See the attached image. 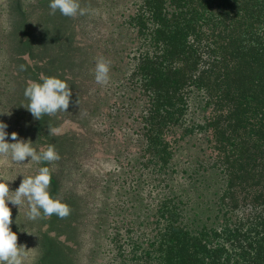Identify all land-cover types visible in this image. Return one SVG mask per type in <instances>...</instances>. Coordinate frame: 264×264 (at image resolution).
Returning a JSON list of instances; mask_svg holds the SVG:
<instances>
[{"label": "trees", "instance_id": "1", "mask_svg": "<svg viewBox=\"0 0 264 264\" xmlns=\"http://www.w3.org/2000/svg\"><path fill=\"white\" fill-rule=\"evenodd\" d=\"M102 4L51 10L46 45L18 53L23 73L8 69L25 87L63 79L73 101L17 132L54 146L58 160L23 175L47 166L70 209L12 220L23 264H264V0ZM13 6L4 14L23 27L27 8Z\"/></svg>", "mask_w": 264, "mask_h": 264}, {"label": "clouds", "instance_id": "2", "mask_svg": "<svg viewBox=\"0 0 264 264\" xmlns=\"http://www.w3.org/2000/svg\"><path fill=\"white\" fill-rule=\"evenodd\" d=\"M48 6L53 12L59 10L62 15L70 17L83 15L86 11L79 6L77 0H49ZM94 79L101 85L109 80V61L103 57L96 61ZM23 95L27 103L21 106L37 120L43 115L51 116L57 112H65L70 102H73L67 82L54 76H44L39 81L29 82ZM0 114L11 115L10 112ZM7 127V123L0 120V156L9 157L16 163L40 164L59 159V154L53 145L37 151L31 140L18 138L15 131L8 133ZM50 131L56 132L58 129H50ZM26 158H28L27 162H25ZM20 175L21 182L14 190H10L9 181L0 177V264H23L26 255L22 245L17 244V233L10 227L13 223L10 205L19 208L21 204L26 203V216L29 220H34L42 214L64 217L70 211L66 203L50 195L48 186L51 177L47 166L39 167L35 175Z\"/></svg>", "mask_w": 264, "mask_h": 264}, {"label": "rangeland", "instance_id": "3", "mask_svg": "<svg viewBox=\"0 0 264 264\" xmlns=\"http://www.w3.org/2000/svg\"><path fill=\"white\" fill-rule=\"evenodd\" d=\"M102 1H104L106 5L107 2L111 4L113 1H116L117 4V0H77L80 7L90 6L91 8H94L100 4L101 8L103 7L105 10V6L102 4ZM7 2L8 0H0V13L2 18L0 19V46H6L5 49L8 51V53L0 52V86L5 89V95H3L1 99L0 113L10 112L11 115L0 114V120H3L5 123H7L8 127L6 131L8 133L13 132L15 128V132L20 131L21 134H25V126L31 119V114L23 106H21L26 105L27 103V100L23 95L25 89L24 85H26V82L23 79H19L16 73H10L8 69L10 67L11 70H15L20 67V70L23 73V61L24 59L28 58H20V54L22 55L24 51H30L42 43L43 46L46 45V37L50 36L53 32L46 29L48 26L44 24V20L47 16H50L52 12L48 6L49 0H13V3L18 6V8L17 6H13L11 9L14 10L15 13L16 11L19 12L20 10L27 8L26 13L20 12L22 16L18 17V19H21V17L24 19L26 17V25L16 28L18 25L12 23V21L17 16V13H8L9 15L4 14L7 8ZM106 10H110V8L107 7ZM105 14L106 13L104 12V15ZM41 25L43 27H41ZM22 37L27 38L29 43H22L18 45L17 42H19V38ZM15 51H17V54ZM13 53H15L18 57H14L15 55H13ZM18 53L20 54L18 55ZM10 104H13L14 108L11 109ZM64 125V127H67V129H70L69 127L74 129V126H71L69 123ZM84 147L85 146H83L82 149ZM27 159L28 158H26L25 162H27ZM15 165L16 162H12L9 157H0V171L2 172L0 177L6 181H9L8 183L10 190H14L18 187L22 179L20 174L23 175L25 170L32 171V169L36 167L33 166V162H29L19 163L20 168L18 169L11 168ZM106 165L107 167H111V163L108 161L106 162ZM22 167H24L23 171H21ZM24 176L27 175L24 174ZM11 210L21 212V214L17 216L18 218H14L12 220L24 224L28 222V219L26 218V203L21 204L19 208L11 207Z\"/></svg>", "mask_w": 264, "mask_h": 264}]
</instances>
